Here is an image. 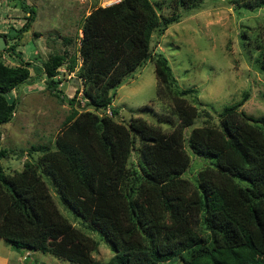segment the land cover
I'll return each mask as SVG.
<instances>
[{"label":"trees","instance_id":"trees-1","mask_svg":"<svg viewBox=\"0 0 264 264\" xmlns=\"http://www.w3.org/2000/svg\"><path fill=\"white\" fill-rule=\"evenodd\" d=\"M174 2L169 15L152 0L98 6L85 18L76 53H54L37 66L1 58L19 44L9 45L8 36L21 39L36 17L33 5L18 0L26 21L1 34L7 46L0 50V128L14 114L9 94L32 80V67L72 110L53 143L28 150L21 170L8 173L0 165V238L79 264H165L179 255L185 264H264V115L243 109L248 94L217 114L189 101L197 89L177 85L168 58L153 54L152 41L155 32L180 21V6L189 12L204 0ZM256 40L264 71V39ZM148 59L155 60L160 96L172 101L169 114L157 113L170 131L142 117L128 124L115 119L116 89ZM62 66L82 80L78 108L80 87L68 97L56 79ZM187 147L208 161L195 179L185 177L192 163ZM6 156L0 148V160ZM54 192L86 229L106 238L114 252L108 261L95 259L100 242L65 216Z\"/></svg>","mask_w":264,"mask_h":264},{"label":"rangeland","instance_id":"rangeland-1","mask_svg":"<svg viewBox=\"0 0 264 264\" xmlns=\"http://www.w3.org/2000/svg\"><path fill=\"white\" fill-rule=\"evenodd\" d=\"M26 1L35 7L36 17L21 39L8 36L9 45L19 43L11 56L8 51L1 55L2 60L11 65L18 64L22 58L39 66L51 54L76 53L86 16L98 6H108L119 0ZM152 1L157 4L159 12L165 15L173 14L177 7L174 0ZM234 1L236 0H204L201 8L189 12L180 6L177 10L182 14L180 21L171 24L163 33H154L152 52L154 55L162 53L168 58L181 89H197L196 98L187 96L191 103L217 114L225 105L240 101L248 94L243 109L249 114L262 116L264 71L256 62L259 52L256 36L260 35L264 39V5L253 7L252 3L258 0ZM26 17L18 0H0V35H10L13 27L20 29ZM64 68L66 69L65 66L60 68L61 73L56 79L66 82L60 88L64 93L66 91L70 94L68 96L65 93L68 97H74L77 89L83 86L82 80L68 78ZM155 69V60L148 59L127 75L122 85L116 89L112 104L119 110L115 116L117 121L128 124L134 117H142L149 123L170 131L171 127L160 124L157 118V113L171 112L172 101L160 96ZM31 71L32 80L21 84L9 94L11 99L16 100L14 114L0 128V148L7 150V156L0 160V165L8 173L23 168L28 150L33 145L53 143L63 121L72 110L68 101H61L46 88V82L42 80L45 77L43 74L37 77L34 67ZM79 101L84 105L81 94L77 97V108ZM200 124L201 121L196 122L187 132ZM187 149L192 163L185 177L195 179L198 171L208 161L194 155L188 147ZM40 155L41 151L33 152L36 158ZM133 156L136 157V153ZM54 197L65 216L87 231L81 217L64 204L56 192ZM89 232L100 242L98 251L93 252L95 259L100 262L108 261L114 255L108 241L97 231ZM25 250L0 238V264H19L21 257L26 254ZM31 253L28 264H79L61 259L49 251L37 250ZM168 264L185 263L179 255Z\"/></svg>","mask_w":264,"mask_h":264},{"label":"built area","instance_id":"built-area-1","mask_svg":"<svg viewBox=\"0 0 264 264\" xmlns=\"http://www.w3.org/2000/svg\"><path fill=\"white\" fill-rule=\"evenodd\" d=\"M83 86L80 88V94L82 95ZM111 114V111H108ZM32 255L31 251H26V254L21 257L19 264H28L27 260Z\"/></svg>","mask_w":264,"mask_h":264},{"label":"crops","instance_id":"crops-1","mask_svg":"<svg viewBox=\"0 0 264 264\" xmlns=\"http://www.w3.org/2000/svg\"><path fill=\"white\" fill-rule=\"evenodd\" d=\"M36 49H37V48H36ZM39 52H40V50H39ZM41 52H42V51H41ZM35 53H36V51H35ZM62 69H63V68H62ZM64 69H65V68H64ZM65 71H66V69H65ZM37 75H38V73H37ZM67 76H68V78H72V77L76 78L75 72L68 73ZM37 77H39V75H38ZM42 80H43L44 82H46V81H45V80H46V77H43ZM67 82H68V81H67ZM64 83H66V82L62 81V82L59 84V86L62 87V86L64 85ZM45 84H46V83H45ZM46 86H47V85H46ZM47 89H48V88H47ZM65 93H66L68 96H70V94L67 93L66 91H65ZM13 98H14V97H13ZM16 99H17V97H16ZM167 264H168V263H167Z\"/></svg>","mask_w":264,"mask_h":264},{"label":"water","instance_id":"water-1","mask_svg":"<svg viewBox=\"0 0 264 264\" xmlns=\"http://www.w3.org/2000/svg\"><path fill=\"white\" fill-rule=\"evenodd\" d=\"M83 35V32H82ZM7 46V39L5 36H0V50H4L5 47Z\"/></svg>","mask_w":264,"mask_h":264}]
</instances>
